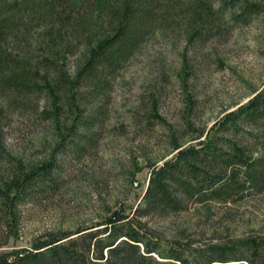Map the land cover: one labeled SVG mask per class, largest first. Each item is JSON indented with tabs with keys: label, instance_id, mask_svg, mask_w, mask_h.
Returning <instances> with one entry per match:
<instances>
[{
	"label": "rangeland",
	"instance_id": "374dc122",
	"mask_svg": "<svg viewBox=\"0 0 264 264\" xmlns=\"http://www.w3.org/2000/svg\"><path fill=\"white\" fill-rule=\"evenodd\" d=\"M203 1L207 9L212 5V18L191 24L194 0H160L151 30L117 76L93 97L79 100L86 117L95 118L90 130H81L89 134L84 149H60L55 180L38 184L34 197L19 208L20 218L0 214V255L13 259V253L53 234L103 227L114 215L130 219L129 226L148 242L185 249L186 255L211 242L264 233V192L212 204L210 216L201 206L134 216L154 167L175 154L172 137L192 143L190 136L211 128L264 86V0H247L260 9L242 22L230 17L244 0ZM93 2L94 21L104 35L112 24L110 4ZM85 39L71 40L75 49L67 55L68 66L81 58ZM3 92L0 161L7 152L36 161L56 152L57 125L52 111L46 113L53 109L49 94L9 84ZM69 112V106L63 108L62 121Z\"/></svg>",
	"mask_w": 264,
	"mask_h": 264
},
{
	"label": "trees",
	"instance_id": "16d2710c",
	"mask_svg": "<svg viewBox=\"0 0 264 264\" xmlns=\"http://www.w3.org/2000/svg\"><path fill=\"white\" fill-rule=\"evenodd\" d=\"M104 1V8L110 4L107 9L112 24L99 35L93 0H0V96L8 84L48 93L53 109L46 113L52 111L58 131L56 152L43 160L3 154L0 214L5 217L20 218L19 208L34 197L38 184L55 180L60 149L68 151L65 147L71 145L75 151L84 149L89 134L81 130H90L95 118L86 117L79 100L93 97L117 76L151 30L160 0ZM207 5L194 0L191 24L212 18V5L209 9ZM104 8L100 5L98 10ZM259 9L255 2L244 0L230 19L246 21ZM83 37L87 39L82 41L81 58L68 66L67 55L75 49L72 42ZM32 52L40 54L29 56ZM66 106L70 112L62 121ZM186 123L192 125L190 118ZM190 138L192 143L187 144L172 137L175 154L154 167L135 218L198 206L210 216L212 204L264 192V86L211 128ZM125 219L114 215L103 227L53 234L31 249L13 253V259L9 254L0 255V264H264V233L251 231L211 242L186 255L185 249H162L148 242L141 230L131 228V220Z\"/></svg>",
	"mask_w": 264,
	"mask_h": 264
}]
</instances>
